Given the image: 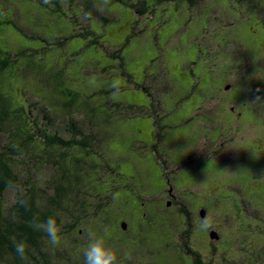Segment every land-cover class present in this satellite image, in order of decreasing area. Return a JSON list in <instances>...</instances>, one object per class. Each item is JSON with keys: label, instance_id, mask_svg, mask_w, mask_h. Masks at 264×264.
Here are the masks:
<instances>
[{"label": "rangeland", "instance_id": "374dc122", "mask_svg": "<svg viewBox=\"0 0 264 264\" xmlns=\"http://www.w3.org/2000/svg\"><path fill=\"white\" fill-rule=\"evenodd\" d=\"M91 1L96 2L104 13L117 15V21L107 24H99L97 20H93L92 31L102 36L101 42L110 50L127 43L122 50V57L131 81L121 74L119 60H113L108 51L101 47L87 46V40L82 37L69 40L63 50L51 47L53 49L44 54L39 52L45 47L41 41H32L20 34L13 25H8L3 26L0 31V47L13 53L30 48L33 52L28 54L35 53V56L20 58L13 73L11 70L9 72L12 74L5 81V91L21 101L23 89H27L25 91L29 95L31 93L38 98L30 95L26 104L33 110V116H37L43 123L49 119L52 133L70 137L67 114L63 112L64 102L68 98L58 93L56 86L47 84L45 80V72L54 69V65L49 66V62L58 59V69H66L68 79L65 86L80 91L82 98L90 99L103 114L98 119L101 123L95 129L101 133L100 143L106 159L121 175L115 178L116 184L125 185L128 177H132L135 166L145 168L151 165L153 168L158 167V172L162 169L165 173V180H161L159 175L155 176L150 188L144 189L139 181H135L131 188L136 189L134 192L126 188L117 191L115 194L119 195L108 206L109 218L117 227L110 232L109 243L118 252L120 264H186V260L191 259L183 248L188 223L185 220L184 224L177 226L175 219L180 215V210L189 209L187 203L196 209L206 205L210 214L208 220L224 230V240H209L200 225L197 231L203 233L204 238H195L191 234L188 241L190 247L197 250L205 261L213 262L212 264H264V155L259 154L261 152L258 153L246 139L257 134L264 143V111H259L252 120V130L245 134V139L242 138L243 132L234 129L231 114L230 119L223 120V123H227L223 129L219 123L210 126L199 120L196 122L197 119L204 120V117H193L192 111L193 106L203 102L204 97H215L212 101L217 103L219 97L216 92L230 84V81L224 84L222 74L228 58L226 51L231 48H234L241 65V80L239 77L238 81L242 82L243 73L256 75L254 82L245 81L244 84L256 86L260 94L264 95V49L259 47L264 34L255 14L226 10L232 5L230 0H203V8L196 11L184 0H176L159 7H153L149 2V12L140 17L133 9L122 4L109 1L105 5L101 0ZM6 4L17 10V14H14H25L34 33L45 37L47 41H51L59 33L64 37L70 36L79 27L68 13L52 17L43 15L39 3L33 0H0V9L6 8ZM86 11L84 8L78 18L82 20ZM151 12H154L152 19ZM86 22L82 20V23ZM256 28L257 33L254 32ZM43 60L45 65L39 70L42 72L37 74L33 68L42 65ZM108 66L113 67L108 73H104L103 70ZM116 80L122 84L117 97L113 98L111 93L107 96L94 95L99 90H112L111 85ZM143 84L157 86V103H152L142 88L145 87ZM247 89L245 91L249 92L252 104V90ZM35 101L37 106L29 104ZM107 101L117 102L122 106L109 108ZM40 102L52 111H46ZM208 105L209 102H206L202 106ZM130 106L134 108L130 109ZM211 106L210 103L208 107ZM72 114L85 131L94 128L86 120V112L81 106L73 107ZM106 116L109 117L108 122L105 121ZM154 121L157 122L156 125ZM155 131L158 133L157 139L153 137ZM7 143L8 138L1 136L0 152ZM194 143L200 144L202 148H199L200 151L192 150L189 153L192 157L190 160L185 148ZM153 144L157 145V149L151 147ZM205 148L210 152L205 155L210 156L201 154L205 152ZM72 153L73 155L68 156L79 157L84 167L92 165L88 159H84L85 152ZM37 154L46 157L50 154L52 159H57L60 151L33 150L28 154L29 158L25 157L17 164L20 180L23 184H34L38 188H46L48 185L52 188L54 169L49 162L35 163L37 159L33 156ZM164 158L174 164L164 167ZM173 178H176V182L172 188ZM95 179L92 174L88 183L94 186L97 184ZM208 182L219 187L211 192L206 188ZM249 184L258 187L250 189ZM164 187L166 190L158 195V190ZM83 190L85 193L90 191L85 186ZM168 191L176 197V203L164 210V214L160 211L163 205L150 204L152 208L160 209L154 217L155 231L139 233L137 238H127L121 233L119 235L118 229L121 223L124 224L122 221L127 220V230L129 226V230L133 232H137L141 223L135 216L136 209L140 206L136 193L151 197L157 195L152 199L143 198L151 202L169 198L166 197L169 195ZM18 197V191L10 189L5 193L4 200L11 205ZM190 218L196 222L195 216L188 219ZM181 219L178 218L179 221ZM93 229L95 228L92 227ZM211 229L216 230L210 228L209 231ZM208 240L220 248L215 252L209 251ZM66 243V247L60 244V249L63 247L68 252L75 251V247L70 248L74 245L72 242ZM71 260L68 259L67 264L72 263ZM80 263L83 264L82 261Z\"/></svg>", "mask_w": 264, "mask_h": 264}, {"label": "trees", "instance_id": "16d2710c", "mask_svg": "<svg viewBox=\"0 0 264 264\" xmlns=\"http://www.w3.org/2000/svg\"><path fill=\"white\" fill-rule=\"evenodd\" d=\"M33 1L39 3V6L41 8L40 11L43 15L52 17V15L63 16L64 14L68 13L71 16V19H73L75 24H77L79 27L75 29L73 34H71L70 36L64 37L62 33H59L56 34V37L54 39H51V41H47L45 37H40L38 34L34 33L33 29H31L29 25V21L25 18V14L22 13L21 15L19 13V15H16L17 10L15 11L11 9V7H8V4H6V8L1 7L0 9V31L3 26L13 25L15 29L26 38L32 41H41V43H43L45 47H43L39 52H44V54L47 52V50L53 48H62L63 50L67 47V43L69 40L74 37H82L87 40V46L101 47L108 51V54L113 60H119V68L121 69V74L129 79V81H131V75L126 72L125 61L122 57V50L127 45V43L115 50H110L104 42H101L102 36H99L94 33V31H92V27L94 24L93 20H97L99 24H107L113 21H117V15L115 13L109 15L104 13L103 11H97V5L95 4L96 2L91 0H50L49 3H46L45 0ZM109 1L112 3L122 4L130 7L131 10L133 9L134 12H136L141 17L149 12V2H151L153 7H159L162 4L170 3L176 0ZM184 1L187 2L189 6L192 7L191 9L195 11L200 10L204 6L201 4L203 0ZM229 3H232V5L230 7H227L226 10L237 11L241 13L253 12L255 14V19L257 20L258 25L261 28V32L264 34V0H230ZM84 8L87 9L86 12L92 13L91 19L87 20L86 23H82L81 18H78V15L83 12ZM41 12L39 16L42 15ZM4 13L6 14L4 15ZM151 13H153L150 14V18L152 19V15L154 16V12ZM59 20L61 21V19ZM257 31L258 29L256 28L254 32L257 33ZM135 34L137 33L135 32ZM257 36L258 35L256 34V37ZM262 41H264V38L262 39ZM259 47L264 49V42H260ZM30 51L33 52L32 49L27 48L13 53L0 47V137L5 135L8 138V143L0 152V264H25V262L17 256L14 250L13 238H15L16 240H25L27 242L29 246L27 250L28 264H67L68 259L73 260H71L72 263L69 264H81L80 262H83L81 250L84 246H86L87 243V241H83L86 240L85 229H92L93 227L95 228L93 230L101 233L104 228H108L110 230L109 232H111L113 228H117L116 225H113L114 222L111 220V218H109L108 214V206L112 202L114 194L117 191L125 188L131 189L132 183L135 181H139L142 187L146 189L152 187L151 180L155 178V176L159 175L161 180L165 179L161 176V174H159L160 172H158L157 170L158 167L153 168V166L148 165V167L139 168L135 166L133 167L132 177H128L125 185L119 186L116 184L115 178L120 177L121 175L119 174L118 169L113 167L111 165V162L106 159L105 151L100 143L101 133L97 132V130L95 129L96 125L101 123L98 121V119L100 115L103 114L99 112V107L95 106L90 101V99L82 98V93L80 91H76L71 87L65 86V81L68 79L66 76V69H58V66L56 64V62H58L56 60L58 59H56L55 62H49V66L54 65V69L51 72H45V80L47 84L50 83L53 86L55 85L59 90L55 91L66 95L68 98V102H64L63 112L67 114L69 132L71 134L70 137L67 138L61 136L56 132L52 133L49 127V119L46 123H43L41 122V119H37V116H33V110L30 107L28 108L26 104L28 102V98H31L30 95L35 98L37 97L31 93L29 95L27 89H23L21 101L16 100L13 95L10 96L9 94H7V92L5 91V81L13 73L15 66L19 64L20 58L25 56H35V53L28 54L30 53ZM226 53L228 55V58L225 60L224 65L230 63L228 62V59L230 61L237 60V54L234 51V48L226 51ZM229 53H233L234 55H231ZM262 55L264 54L262 53ZM42 62H44L42 65L33 68V71H36L37 74L42 72L39 70L43 65H45V60H43ZM30 64L28 66L31 67ZM65 66H68V64H66ZM112 67L113 66L106 67L103 72L108 73V70ZM10 70L12 71L11 74H9ZM248 75L247 73H243V83L240 81L239 83H235V85L232 86L236 93V95H232V105H234L237 110L238 108H240L239 110H242V124L239 129H234L243 132V139H245L246 137L245 134L249 132L246 130V126L253 127L252 120L255 119L259 111H264V95L260 94V91L256 86L252 87L250 85L247 86L244 84L245 81L254 82L256 80V75H251L250 72ZM143 86H145V84H143ZM149 86H145L142 88L151 98L152 103L155 104L159 100L157 98V93L159 90L157 89V86H150L151 89ZM245 86L246 88H248L247 90L253 91V93L251 91V95L253 97L252 100L254 101V103L252 104L254 105H252L250 102L251 97L247 98V95H242L243 90H246ZM219 90L223 89L220 88ZM111 92L112 90L103 89L99 90V92L95 93L94 95L107 96ZM207 98L209 99V97ZM207 98H203L202 105H204L206 102H211L210 100L207 101ZM214 99L215 97H213V100ZM201 103L193 106V117L197 115V118L204 117V120L197 119L196 122H198L199 120L204 124L210 126L219 123L221 124L220 127H223L224 125H227V123H223V120L230 119V114L232 115L231 118L233 120L234 113L231 112L228 107L224 108V115L219 114L216 118H214V120L207 119L205 116L197 114L199 111L198 107H200ZM29 104H32L31 106L33 107L37 106V101ZM40 104L46 111H52V109H48L43 102H40ZM106 105L109 108H121L122 106V104L120 103L111 101H107ZM77 106H81L82 108H84L87 115L86 120H89L91 127H94L90 128V131L86 129V132L84 130V127L80 125L79 121L74 119L75 117L73 116L75 115L72 114V111L73 107ZM129 108L133 109L134 107L130 106ZM105 121L108 122L109 117H107V119L105 118ZM156 124L157 122L154 121V125ZM155 132L157 133V131ZM156 136L155 138H158V135ZM251 138L253 137H248L246 139L250 142ZM220 139L222 140V136ZM42 147L45 150L42 149ZM199 148H202L200 144L195 143L187 146L185 148L186 155L192 150H198ZM35 149H40L43 152L46 150L60 151V156L57 159H52L50 154H48V157L42 154L33 156V158L37 159L35 163L46 164L47 162H49L51 167L54 169L55 175L52 179V182L54 183L52 188L49 187V185L46 188H38L34 186V184H23L20 180L19 172L16 168L17 164L23 161L25 157L29 158L28 154H30ZM73 151L85 152L86 156L84 157V159H88V161L92 163V165L84 167L83 162L79 157H69L68 154L73 155ZM203 151H205L203 152L204 156H210L205 155L206 153H210L207 151V148H205V150ZM220 151H223V149H221ZM256 151L258 153H264V144H262L261 147L258 146ZM163 160L167 163L174 164V162H169L165 158ZM92 174H94V177L96 178L95 180L97 182V184H95L94 186H91L88 183V180L91 178ZM172 180L173 183L170 184L173 188V186L175 187L174 183L176 182V178H173ZM178 180L180 179L178 178ZM84 186L90 189V191H87L85 193V191L83 190ZM217 187H219V185L209 182L206 185V188L211 192L215 191ZM249 187L250 189H252L254 187L257 188L258 186H255V184H249ZM10 189L17 190L19 193V197L17 198L15 203L8 205L7 201L4 200V195ZM161 189L158 190L157 193L160 192L158 195H160L161 192L164 191L163 189ZM135 190L136 189L133 188L132 191L134 192ZM156 196L151 197L145 196L144 194L139 195L138 193H136V198L139 200L140 206L136 209L135 216L140 220L141 223L137 228V232L129 230V226L128 230L127 228L124 229L123 224L121 223L122 228L119 226L120 229H118L119 235L127 234L128 237L129 235H136V237H138L139 233L145 231H155L154 217L160 209L156 207V209H154L150 206V204L154 203L159 206L163 205L160 210L162 214L164 210L175 206L176 203V200H173L170 197L167 199H161L160 201L151 200L150 202L148 200H143L144 197L152 199ZM22 201H26L27 203H22ZM187 205L189 206V209L186 210L183 208V211L180 210V215L177 216V220L175 219V223L177 224V226H179L180 224H184L185 220H187L186 223H188L185 229L186 234L184 236L185 241L183 243V248L186 249L188 253H190L188 255H190V257L192 258H189L190 260L187 259L186 262L188 264H212L213 262L205 261L202 258L201 254L197 250L191 248L190 244L188 243L189 239L191 238V234H193L195 238L196 236L204 238L203 233H198L197 230L205 217L207 219H209L210 217V214L206 209L207 206L203 205L196 209L189 203H187ZM202 211L205 212L204 218L201 217ZM143 214H145V217H143ZM192 215L195 216L196 222H194L192 218L188 219L190 216L192 217ZM49 216H55L57 223L61 225V245H63V247H66L68 244L66 242H72L74 245L73 247L70 246V248L75 247V251L68 252L64 250L63 247L62 249H60V246L56 248L50 246L46 238L44 237V233L35 231L32 227L29 226L28 222L31 221L34 217H39L41 220H43ZM179 217L182 218L180 221L178 220ZM126 221L122 222L126 223ZM191 228L194 231L193 233ZM211 228H214L217 231L213 229L209 231L210 228L204 229L206 238H209L210 240V233L212 231H215L217 233L219 232L218 236L221 237L220 239L224 240V230H221L220 226L212 225ZM117 236L115 238H118ZM210 248L212 247L210 246ZM216 248L217 247L215 246L213 252L217 250ZM227 249L228 246L225 248V251ZM76 251H78L79 255ZM209 251H212V249H209ZM263 253L264 249L262 251V254ZM182 259L184 261V257H182ZM164 262H167V260L164 259ZM161 263L162 262H160L159 264ZM169 263L170 262H168V264Z\"/></svg>", "mask_w": 264, "mask_h": 264}, {"label": "clouds", "instance_id": "9594fccd", "mask_svg": "<svg viewBox=\"0 0 264 264\" xmlns=\"http://www.w3.org/2000/svg\"><path fill=\"white\" fill-rule=\"evenodd\" d=\"M46 3H49L50 0H45ZM109 0H104L106 5ZM97 11H102V9L97 6ZM92 13L85 12L83 13L82 20L87 21L91 19ZM122 88V84L119 80H116L111 85V95L113 98L119 95V92ZM119 194H114L113 198L116 199ZM22 203H27L22 201ZM29 226L35 231H40L44 233L48 244L52 247H58L61 244L62 240V230L61 225L57 223L55 216H49L46 219L41 220L39 217H34L31 221L28 222ZM200 227L202 229H209L212 227L211 222L205 218ZM110 232L108 228H104L101 233H97L91 228L85 229V238L86 246L82 251L83 264H120V257L118 252L111 246L109 243ZM14 250L17 256L28 264L27 250L29 248L25 240H16L13 238Z\"/></svg>", "mask_w": 264, "mask_h": 264}, {"label": "flooded vegetation", "instance_id": "af4514ba", "mask_svg": "<svg viewBox=\"0 0 264 264\" xmlns=\"http://www.w3.org/2000/svg\"><path fill=\"white\" fill-rule=\"evenodd\" d=\"M262 42H264V41H262ZM228 62H230V63L224 65L225 66V69L223 71L222 77H223V79L225 81L224 84H226V82H229V81H230V84L224 85L223 86V90H218L216 92V95L219 97L217 103H213V101H212L213 100V97L211 99L210 98L209 99L207 98V101L208 100L211 101L210 102L212 104L211 107H208L210 105V103H209L208 106H203L202 107V104H203V102H202L201 105H200V107H198V110L199 111H198L197 114H201V115L205 116L207 119L214 120V118H216L219 114L224 115V113H225V109L224 108L228 107L229 110L234 113L233 114V124H234V128L239 129L240 126H241V124H242L241 123L242 110H239L240 108H238V110H237V108L234 105H232V99H233L232 95H236V93H235V91H234V89H233L232 86L235 85V83H239V81H238V78L239 77H240V80H241V65L239 64L238 60L230 61L228 59ZM242 95H247V98H248L249 92L243 90ZM246 127H247V129H246L247 131H251L252 130V127L251 126H246ZM156 135H158V134L156 133ZM156 135L154 134L153 136L155 137ZM252 137L253 138L250 139V142L253 144V146L257 150V147L258 146L261 147L262 144H264V143L258 138L257 134H255ZM151 147L154 148V149H157V145L156 144H153ZM201 154H203V153H201ZM261 154L264 155L263 152H261ZM188 159L192 160L191 154H189ZM169 164H172V163H167V162H165L163 160L164 167L168 168V165ZM169 172H171V171H169ZM160 174H161L162 177L165 176V173L163 172L162 169L160 171ZM163 190H166V188H164ZM168 194L169 195H167L166 197H170L173 200L176 199V197L175 196H172V193H170L169 191H168ZM143 217H145V214H143ZM191 230H192V228H191ZM124 235L127 236V238H137L136 235L135 236L129 235V237H128L127 234H124ZM210 246L212 248H210ZM208 248L209 249H212V251H213L214 248H215V245L213 243H211V242H208ZM217 248H219V247H217ZM184 251L187 254H190V253L187 252L186 249H184Z\"/></svg>", "mask_w": 264, "mask_h": 264}, {"label": "water", "instance_id": "95a60500", "mask_svg": "<svg viewBox=\"0 0 264 264\" xmlns=\"http://www.w3.org/2000/svg\"><path fill=\"white\" fill-rule=\"evenodd\" d=\"M201 217H202V218L205 217V212H204V211H202V213H201ZM123 228H124V229L127 228V224H126V223L123 224ZM210 238H211L212 240H219L220 237L218 236V233H217V232L212 231V232L210 233Z\"/></svg>", "mask_w": 264, "mask_h": 264}]
</instances>
